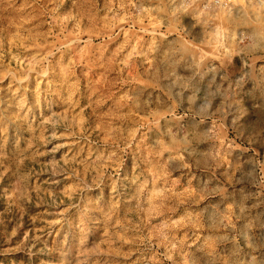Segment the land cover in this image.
<instances>
[{
    "label": "rangeland",
    "instance_id": "374dc122",
    "mask_svg": "<svg viewBox=\"0 0 264 264\" xmlns=\"http://www.w3.org/2000/svg\"><path fill=\"white\" fill-rule=\"evenodd\" d=\"M203 0H0V264H264V15Z\"/></svg>",
    "mask_w": 264,
    "mask_h": 264
},
{
    "label": "built area",
    "instance_id": "2783aa9c",
    "mask_svg": "<svg viewBox=\"0 0 264 264\" xmlns=\"http://www.w3.org/2000/svg\"><path fill=\"white\" fill-rule=\"evenodd\" d=\"M203 6L231 9L233 7H253L264 15V0H203Z\"/></svg>",
    "mask_w": 264,
    "mask_h": 264
}]
</instances>
